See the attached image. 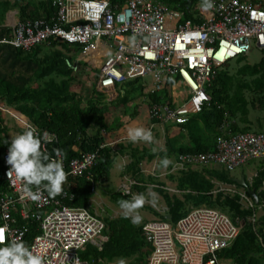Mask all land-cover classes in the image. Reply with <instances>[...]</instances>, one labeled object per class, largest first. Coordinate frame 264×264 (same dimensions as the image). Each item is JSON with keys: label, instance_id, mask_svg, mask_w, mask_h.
<instances>
[{"label": "built area", "instance_id": "built-area-1", "mask_svg": "<svg viewBox=\"0 0 264 264\" xmlns=\"http://www.w3.org/2000/svg\"><path fill=\"white\" fill-rule=\"evenodd\" d=\"M214 3L212 9L204 10L201 0H196L194 16L198 20L183 21L181 10L161 0H52L55 11L47 19H18L11 37L2 41L24 50L53 40L78 45L82 52L79 60L99 67L96 87L109 99L117 98L119 85L130 78H146L145 91L154 93L164 90L169 79L178 77L171 89V100L149 105V129L154 132L156 125L183 124L201 112L212 101L206 85L217 69L247 55L254 47L264 49V0ZM0 110L10 113L20 125V129L7 125V139L11 141L32 126L41 134L46 131L49 135L42 137V149L59 159L67 172L62 194L50 197L42 191L40 200L33 201L23 191L22 183L8 176L11 165L7 163L9 148L6 150L2 178L9 190H0V227L7 230L4 243L26 240L32 230L31 222L36 220L39 232L26 245L42 255L45 264H112L102 258L96 261L94 257H82L90 243L97 250L102 249L108 239L103 235L106 221L89 207L65 201L69 195L73 198L66 190L69 177L86 175L93 183L92 191L96 189L91 171L98 162L99 151L66 161L62 154L57 157L53 151L57 133L41 129L14 108L0 103ZM227 125L225 121L214 149L179 154L170 172L215 163L231 171L252 159L264 158V131L231 133ZM122 139L109 141L105 146H114ZM125 178L119 191L130 195L137 181L129 175ZM217 185L215 192L240 195L244 207L256 205L255 198L236 184ZM259 214L256 211L252 220ZM142 225L146 240L153 246L149 264H223L225 259L220 258L219 252L239 235L243 222L234 221L219 208L203 205L192 207L176 224L158 219ZM260 240L264 246L261 235Z\"/></svg>", "mask_w": 264, "mask_h": 264}, {"label": "trees", "instance_id": "trees-1", "mask_svg": "<svg viewBox=\"0 0 264 264\" xmlns=\"http://www.w3.org/2000/svg\"><path fill=\"white\" fill-rule=\"evenodd\" d=\"M121 2L125 0H112ZM172 8L183 12V21L198 20L195 16L196 0H161ZM17 10L20 20L48 18L54 11L52 0H0V101L9 108H14L29 117L41 129L57 133L55 149H62L66 161L81 157L86 152L99 151V159L91 173L95 182L107 181L118 153L110 145L106 133L118 130L127 121L138 115V107L145 102L152 104L171 100V89L178 77L169 79L167 87L160 92H146L148 80L144 77L130 78L119 85V95L109 99L97 87L91 90L88 98L75 88L78 69L86 66L83 60L75 61L81 52L78 45L61 43L38 44L30 50L18 48L3 42L12 35V26L5 25L6 14ZM62 48H59V46ZM63 48L76 51L74 55L66 53ZM259 62L248 61L247 55H240L221 68L217 69L206 90L212 97L210 104L204 106L199 113L193 114L183 124L166 126V153L170 159L186 152H206L215 148V142L228 123L231 133L264 131V49ZM98 72V71H97ZM98 78V77H96ZM132 103V104H131ZM117 106H124V113L130 119L120 121L118 125L107 121V114ZM133 110V112L131 111ZM132 112V113H131ZM227 112V114H226ZM6 114L0 110V190L8 191L9 186L3 180L5 168L4 153L11 141L5 137L8 130ZM131 122V121H130ZM74 147H77L76 150ZM132 148V158L123 168V175H129L137 181L132 187V194L124 195L115 191L114 198L131 199L133 194L148 192L143 184L141 162L148 157L153 159L158 153L149 148L121 143V152ZM128 149V150H129ZM51 150H53L51 148ZM175 181L178 193L170 194L163 186L157 190L163 195L168 209L162 213L155 212L160 219L176 224L192 207H216L228 213L231 218L243 222L239 235L225 249L219 252L221 259L231 260L233 264H262L264 259V213H260L255 221L254 213L264 208V167L256 173L252 180L246 179V185L240 184L230 170L223 165H203L188 168L177 174H170ZM236 184L249 194L255 189L258 202L252 208H246L240 195L217 191V182ZM93 183L86 175L69 177L66 190L70 195L65 201L73 206L89 207L93 196ZM251 195V194H250ZM106 236L99 251L92 244L82 252L83 258H99L114 262L123 257L128 264H149L148 257L153 246L146 240L143 225L138 227L130 219L119 216L107 218ZM19 225L23 224L19 218ZM39 222L32 220L30 233L25 243L31 242L39 230ZM166 264V263H164Z\"/></svg>", "mask_w": 264, "mask_h": 264}, {"label": "clouds", "instance_id": "clouds-1", "mask_svg": "<svg viewBox=\"0 0 264 264\" xmlns=\"http://www.w3.org/2000/svg\"><path fill=\"white\" fill-rule=\"evenodd\" d=\"M200 6L204 10H209L215 3L214 0H201ZM48 135L46 131L41 134L36 126H32L12 137L9 145L7 163L11 167L8 176L15 177L16 181L21 182L23 191L33 201L40 200L42 191H46L50 197L62 194L67 181L63 163L42 149V137ZM127 138L133 144L144 142L152 145L156 140L152 130L143 126H129ZM159 150L157 147L152 148L154 153ZM53 151L59 157L63 150L57 148ZM172 163L173 161L166 155L160 160V165L165 169ZM157 200L158 193L148 191L147 194H133L131 199H120L118 204L124 218L130 219L134 225H139L144 219L140 209L146 203L156 207ZM6 231L0 227V264H45L43 256L34 253L23 240H9L4 243ZM116 264H127V260L121 257Z\"/></svg>", "mask_w": 264, "mask_h": 264}, {"label": "rangeland", "instance_id": "rangeland-1", "mask_svg": "<svg viewBox=\"0 0 264 264\" xmlns=\"http://www.w3.org/2000/svg\"><path fill=\"white\" fill-rule=\"evenodd\" d=\"M9 13H10V16L8 19L6 17L5 24L8 22V25L13 26V24L15 23V14L18 16V12H17V10H13ZM59 48H62V46L60 45ZM63 50L70 55L75 54L73 50H68L65 48H63ZM81 53L82 52H80L79 54H81ZM262 56H263V52L258 47H254L247 55L248 61H250L252 63L259 62L262 59ZM77 59H80L79 55H78ZM234 60L235 59L232 60L233 64L235 62ZM97 69H99V67H90L89 65L83 66L81 69H78L79 71L77 74V79L74 82L75 83L74 88L79 93H81L85 99L89 97L90 92L94 88V86L96 87V83H97L96 77H97V71H98ZM0 103L3 104L5 107L9 108L5 102L0 101ZM124 109H125L124 106H117V107L113 108L111 111H109L107 113L109 115V117L107 118V121L112 123V124L114 123L115 125H118V123L120 121L124 122V119L125 120L130 119L131 118L129 116L130 114L125 115ZM131 111L133 112V110H131ZM130 121L136 122L137 124H139L140 126H143L145 128H150L151 117H150V113H149V103L145 102L142 107H140V108L138 107V115H136V117ZM130 121L129 122L127 121L128 123H125L124 126L128 125L130 123ZM6 123H7V125H9V127H11V126L16 127L15 125H17L15 118L11 117L10 113L6 114ZM123 127H121L118 130H114L110 133H106V135L110 134V135H112L113 138H114V135H117L118 137H122L124 139H122L120 141V143L126 144V141L128 140L127 129H125V128L123 129ZM121 130H123L124 133L123 132L121 133ZM16 131L19 132V130H16ZM153 133H154L156 140L152 144V148L157 147L158 149H160L158 152H156V153H158L155 156V159L157 161L156 160H154V161H156L157 164H159L161 158L164 157V154L162 152L166 153V131L165 130L162 131V126L156 125ZM127 143H128V141H127ZM117 145H118V147H116V150L118 151V153L115 154V161H114L113 167L110 171V178L107 181L97 182L96 191L94 192V196H93V201H91V199H90L89 205H88L90 210H92L93 212H96L105 221H106V218H117L120 215H123L122 209H120L118 201L116 199L109 197V196H111L109 194H108L109 196L105 195L106 192L115 193V191H119L120 185L127 181L125 176L123 175V168L125 166V162H127L126 160H129V159L124 158L123 156H125V155L124 154L121 155L119 153L121 144H117ZM135 145L149 147V144H146L144 142L136 143ZM152 148L151 149L149 148V149L152 151ZM160 151H162V152L160 153ZM174 158H177V157H173L171 159H174ZM210 165L220 166V164H216V163L210 164ZM171 166L166 168V169L163 168V170L166 171L165 181L170 180L169 174L179 173V171L170 172ZM196 167H200V165L195 166L194 168H196ZM261 167H264V158H255V159H252V160L244 163L243 165L239 166L238 168L231 170L230 172L233 176H235L238 179L241 178L242 176H245L246 179L251 181L252 178L256 175V173L261 169ZM161 170L162 169H160V171ZM217 183H219V181ZM219 185H221V184H219ZM223 185H225V184H223ZM163 188L166 191H168L170 194L178 193L176 187H174V186L170 187L166 182H165ZM147 204H148V207L145 206L142 209H140V212H141L142 216L144 217V219L138 225V227H140L141 224H143L146 221L160 219L159 217H157L158 215L154 210V209H157V206L153 207L151 204H149V203H147ZM259 211H260V213H264V208H261ZM107 232L104 231L103 235L106 236ZM126 260H127V264H128L129 259H126ZM116 261H114L115 264H116ZM223 264H233V262L231 260H225V261H223Z\"/></svg>", "mask_w": 264, "mask_h": 264}, {"label": "crops", "instance_id": "crops-1", "mask_svg": "<svg viewBox=\"0 0 264 264\" xmlns=\"http://www.w3.org/2000/svg\"><path fill=\"white\" fill-rule=\"evenodd\" d=\"M11 11H13V10H10L9 12H11ZM7 13L6 15V17H7V19L9 18V16H10V13ZM16 13V12H15ZM19 18H18V16L15 14V21H17ZM6 20V19H5ZM5 25H8V22L5 24ZM142 107V106H141ZM18 113H20L19 111H17ZM129 122V121H128ZM127 122V123H128ZM168 124H165V126L164 127H162V131H164V130H166V126H167ZM129 126H132V127H139L140 125L139 124H137L136 122H133V121H131L128 125H125L124 127H123V129L125 128V129H127L128 130V127ZM160 131V130H159ZM123 132V130H121V133ZM158 132V131H157ZM124 133V132H123ZM122 135V134H121ZM115 138V139H114ZM114 138L112 137V135H110V134H108L107 135V139L109 140V141H113V142H115V141H119L122 137H118L117 135H114ZM127 141H129V140H127ZM127 141H126V145H127ZM117 144H121L120 142H118ZM117 144H115L114 146H112V147H114V149H116V147H118V145ZM133 146H139V145H135V144H133ZM140 148H143V147H147V146H139ZM121 148V147H120ZM147 148H152V145H149V147H147ZM129 148H127L126 150L127 151H124V152H121V149L119 150V153L122 155V154H124L125 156H123L124 158H128L129 160H126L127 162H125V164L126 163H128V161H131V158H132V152H133V150H131L132 148H130L129 150H128ZM175 159L176 158H174V159H171L172 161H173V163H174V161H175ZM154 160H156L155 159V157L153 158V159H149L148 157H146L142 162H141V170H142V181H143V184L144 185H147L148 186V191H154V192H156V193H158V200H157V209L156 210H158V211H160L161 213L163 212V210L165 211L166 209H168V206H167V203H166V201H165V198L163 197V195L157 190V187H162V186H164V184H165V182L170 186V187H176V185H175V181L170 177V174H169V177H170V180H166L165 181V177H166V171H164L163 170V167L160 165V163L159 164H157V160L156 161H154ZM173 163L172 164H170L168 167H170L171 165H173ZM159 165V166H158ZM160 169H162L161 171H160ZM160 171V172H159ZM126 177H128V175H126ZM97 184V183H96ZM174 189V188H173ZM96 191V189L93 191V196H94V192ZM111 195V196H109V195ZM105 195H108L109 197H111V198H113V199H115L114 197L115 196H113V195H115L114 193H109V192H106V194ZM93 196L91 197V201H93ZM117 201H118V199H117ZM148 207V204L146 203L145 205H144V207ZM120 216H123V215H120ZM157 217H159V216H157ZM160 218V217H159ZM107 219V218H106ZM112 219V218H111ZM107 221V220H106ZM142 225V224H141ZM111 262V261H110ZM112 264H115L114 262H111Z\"/></svg>", "mask_w": 264, "mask_h": 264}, {"label": "water", "instance_id": "water-1", "mask_svg": "<svg viewBox=\"0 0 264 264\" xmlns=\"http://www.w3.org/2000/svg\"><path fill=\"white\" fill-rule=\"evenodd\" d=\"M78 61H79V59H77L75 61V68H77V66H78ZM237 181L240 184H242V185H246V178H245V176H242L241 178L237 179ZM248 190L250 191V194L255 198V201L258 202V197H257L256 190L255 189H250L249 187H248Z\"/></svg>", "mask_w": 264, "mask_h": 264}, {"label": "bare ground", "instance_id": "bare-ground-1", "mask_svg": "<svg viewBox=\"0 0 264 264\" xmlns=\"http://www.w3.org/2000/svg\"><path fill=\"white\" fill-rule=\"evenodd\" d=\"M20 116H22L23 118H25V116H23V115H21V114H20ZM25 119H26V118H25ZM16 127H17L18 129H20V125H17Z\"/></svg>", "mask_w": 264, "mask_h": 264}]
</instances>
